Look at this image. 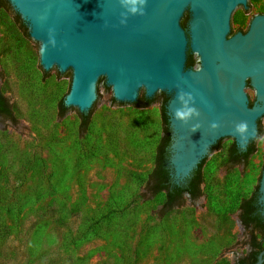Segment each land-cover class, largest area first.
<instances>
[{
	"label": "rangeland",
	"instance_id": "1",
	"mask_svg": "<svg viewBox=\"0 0 264 264\" xmlns=\"http://www.w3.org/2000/svg\"><path fill=\"white\" fill-rule=\"evenodd\" d=\"M249 3L234 31L264 13V0ZM20 19L0 2V92L12 112L0 115V264H232L244 254L238 205L259 184L264 120L247 161L226 162L225 138L201 166L202 195L162 213L164 193L145 189L162 93L138 107L113 101L103 80L81 128L75 107L58 108L72 72L42 67Z\"/></svg>",
	"mask_w": 264,
	"mask_h": 264
},
{
	"label": "water",
	"instance_id": "2",
	"mask_svg": "<svg viewBox=\"0 0 264 264\" xmlns=\"http://www.w3.org/2000/svg\"><path fill=\"white\" fill-rule=\"evenodd\" d=\"M7 1L40 43L42 67L72 72L65 105L95 109L103 80L118 102L132 104L142 91L169 96L168 164L176 183L219 139L232 138L244 151L256 138L258 119L264 120V13L254 14L245 32L230 34L249 0ZM189 53L198 66L186 67ZM185 101L196 113L186 122L175 118ZM241 123L247 124L242 134ZM257 203L264 217V165ZM263 260L264 246L251 264Z\"/></svg>",
	"mask_w": 264,
	"mask_h": 264
},
{
	"label": "trees",
	"instance_id": "3",
	"mask_svg": "<svg viewBox=\"0 0 264 264\" xmlns=\"http://www.w3.org/2000/svg\"><path fill=\"white\" fill-rule=\"evenodd\" d=\"M4 3L9 4L7 0H0ZM17 19H20L19 14L16 12ZM21 23L25 26V23L20 19ZM187 16L181 19V25L186 27ZM234 32V31H233ZM232 31L230 34L233 33ZM195 65V58L192 53H189L186 58V67H193ZM64 98V97H63ZM63 98L58 103L59 114L62 115L68 108L63 102ZM169 96L162 92V98L160 101V114L162 121V134L156 146V152L154 156V165L145 182V189L149 191L150 194L155 195L159 192L164 193V200L161 205V212L165 213L167 210L173 208L174 206H179L183 198L186 196L190 200H195L200 195H202V190L200 185L202 183L201 166L206 159L207 155L199 162L196 169H194L191 174L184 179L183 182L176 183L171 175L170 168L168 164L169 156V145L170 139V128L168 115L166 114L165 104L167 103ZM113 101L115 99L113 98ZM155 102V97H147L144 93L142 96H138L136 101L132 102L135 106L145 107ZM251 104V101L250 103ZM78 111L80 118L81 128H85L90 119L91 108L88 111ZM0 115L4 117H11L12 112L10 105L6 97L0 92ZM261 132L259 126V119L257 125V136ZM255 138V139H256ZM255 139H253L247 146L246 150H240L234 140L229 145L227 149L226 162L229 164H237L240 162H245L249 156L255 151ZM221 139H219L215 144H213L208 153L213 149L217 148ZM258 188V185H257ZM257 188L249 197L241 199L238 205L239 213L238 219L243 226L244 230L248 233L249 240L246 243L249 244V252H245L243 256L239 257V263L235 264H251L256 260L258 252L264 246V217L261 216L259 211V205L257 203Z\"/></svg>",
	"mask_w": 264,
	"mask_h": 264
},
{
	"label": "clouds",
	"instance_id": "4",
	"mask_svg": "<svg viewBox=\"0 0 264 264\" xmlns=\"http://www.w3.org/2000/svg\"><path fill=\"white\" fill-rule=\"evenodd\" d=\"M128 3H132V4H135L137 2V0H127ZM142 2V0H141ZM133 11H135V9H133ZM189 99H191V97H189ZM181 100L183 101V95L181 96ZM185 108L183 110H180V109H177V111L175 112V118L179 121H187L188 118L195 113V110L192 109V108H188L187 107V102L185 101ZM213 128L216 127V125H212ZM246 128H247V124L246 123H241L239 125H237L236 127V131L239 132V133H244L246 131Z\"/></svg>",
	"mask_w": 264,
	"mask_h": 264
},
{
	"label": "flooded vegetation",
	"instance_id": "5",
	"mask_svg": "<svg viewBox=\"0 0 264 264\" xmlns=\"http://www.w3.org/2000/svg\"><path fill=\"white\" fill-rule=\"evenodd\" d=\"M247 30V29H246ZM246 30H241L242 32H245ZM234 32H236V31H234ZM233 32V33H234ZM232 33V34H233ZM252 100L253 99H251L250 101H251V103H252ZM247 235H248V233H247ZM248 239L247 240H249V237H247ZM249 250H250V246H249V244L247 243V249H246V252H249ZM241 256H243V254H241V255H237L236 257H235V259L233 260V263L232 264H235V263H239V257H241ZM263 264H264V260H263Z\"/></svg>",
	"mask_w": 264,
	"mask_h": 264
}]
</instances>
